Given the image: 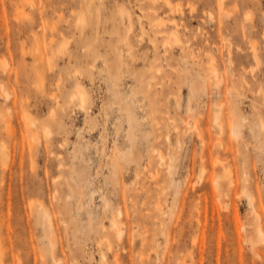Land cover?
I'll use <instances>...</instances> for the list:
<instances>
[{"label": "rangeland", "instance_id": "374dc122", "mask_svg": "<svg viewBox=\"0 0 264 264\" xmlns=\"http://www.w3.org/2000/svg\"><path fill=\"white\" fill-rule=\"evenodd\" d=\"M0 264H264V0H0Z\"/></svg>", "mask_w": 264, "mask_h": 264}, {"label": "bare ground", "instance_id": "6f19581e", "mask_svg": "<svg viewBox=\"0 0 264 264\" xmlns=\"http://www.w3.org/2000/svg\"><path fill=\"white\" fill-rule=\"evenodd\" d=\"M215 70V69H214ZM219 84H220V82H219ZM216 118L217 119H219V127H220V129L222 130L223 129V126H224V123L220 120V115L218 114L217 116H216ZM221 132H224V129H223V131H221ZM233 132L235 133V134H240V130H239V128H238V125H236V126H234V128H233ZM202 140H203V144L205 145V144H207L208 142H207V140H206V138L204 137V136H202ZM4 152V151H3ZM3 154V153H2ZM4 155V154H3ZM119 225V224H118ZM120 228V227H119ZM119 230H121V229H119ZM118 231V230H117ZM123 233V232H122ZM120 235H121V233H120Z\"/></svg>", "mask_w": 264, "mask_h": 264}]
</instances>
